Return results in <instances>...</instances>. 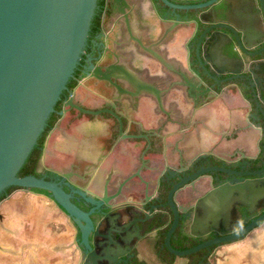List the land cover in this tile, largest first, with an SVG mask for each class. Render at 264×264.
Segmentation results:
<instances>
[{
  "label": "water",
  "instance_id": "water-1",
  "mask_svg": "<svg viewBox=\"0 0 264 264\" xmlns=\"http://www.w3.org/2000/svg\"><path fill=\"white\" fill-rule=\"evenodd\" d=\"M164 1L170 7L173 6L167 0ZM216 1L177 6L184 10L204 9L199 19L204 23H210L211 26L205 29L197 40L196 60L188 61L187 71L174 72L177 81L167 83L166 93L181 89L184 95L195 93L200 100L206 93H210L208 97L213 98V101L203 105L198 112L195 121L202 123L200 126L198 125L192 131L187 128L180 133L166 137L168 148L166 153L171 166L177 163L178 148L184 149L186 158L205 151L225 157L236 154L238 149H244L249 155H254L257 150L260 132L258 128L251 127L248 119L243 117L240 110H237L238 107L244 106L239 96H233L230 92H223L217 96L215 92H211L212 89L209 87L203 90L195 83V80L200 79V70L216 79L211 73L212 70L218 72L215 49L223 50L227 47L236 51L238 47L247 53L253 47L254 34L256 32L261 34L264 30H262L264 0H242L245 13L243 16L224 10L219 14L223 16V21L217 22L219 15L214 10ZM96 6L97 0H0V195L11 186L26 189L37 188L50 192L56 204L82 227V245L89 252L84 264H98V260L104 259L113 264L119 257H122L124 250L114 241L112 233L117 234L123 241H130L133 237L138 238L142 231L140 223L147 225L157 212L158 206L155 205L154 199H145L146 204L148 202L151 204L149 206L150 215L144 213L145 216H141L143 212L138 209L139 202L136 204L137 211L126 214L132 219L134 225L135 234L133 236L129 228L109 230L104 235L109 246L102 251L104 252L102 256L98 255L96 249H93L90 244L89 236L93 230V223L89 214L80 210L71 201L70 194L55 182L34 175H19L45 131L50 116L55 112V106L61 94L67 89L80 63ZM203 15H210L211 20H203ZM166 21L169 25L165 32L170 34L174 32L175 27L169 23L172 22L171 20ZM188 24V18H185L177 27L185 28ZM149 51L162 67L172 71V64L161 54L153 50L151 46ZM195 63L198 66L193 69L192 65ZM93 66L91 65L92 68ZM230 73L235 74L233 71ZM93 76L116 88V102L123 95H130L135 99L142 95H150L164 111L163 89L152 82L132 77L121 66L112 65L106 69V72L96 67ZM118 79L127 81L129 88H123ZM76 108L84 113H97L79 106ZM110 112L116 115L112 110ZM69 119L70 116H67L64 123L67 124ZM237 126L243 127V131L233 135L232 132ZM81 132L82 144L78 142ZM103 133L102 122H90L83 119L82 127H75L70 132L62 131L57 138L52 136L48 156L53 153V148L65 151L69 147L76 155H82V159L88 163L95 161L100 155L98 139ZM68 134L72 135L71 139L66 136ZM171 166L165 177L166 180L170 181L171 178L179 175L180 181L173 185L165 204L173 214V223L166 235L165 245L175 256L186 257L203 249L210 250L213 245L228 242L232 243L220 247L235 245L239 242L236 240L250 234L252 230L255 231L256 226L264 223V215H262L236 233L204 241L189 249L173 248L171 238L179 225L192 229L191 235L195 237L205 234L194 231L200 216L198 215L199 209L203 212V216L199 217L203 220L200 222L201 225L213 230L225 229L235 202L250 204L254 197L260 194L264 196V188H256L250 181L238 182L235 185L225 183L214 187L199 204L198 201L193 200L192 191L200 176L220 171L231 174L232 171L220 167H208L186 175L185 167V169H176ZM110 174L106 179L102 195V200L109 208L112 207L108 203L111 199L108 196L107 186ZM102 175V171L95 174L93 180L95 189L101 188ZM215 178L216 181L219 179L217 175ZM141 184L145 186L146 192L151 188V182L145 181ZM89 193L93 192L89 191ZM56 204L41 195L26 190H16L0 203V216L7 218L5 224H0V264H48V262L49 264H62L61 260L69 256L73 257L72 245L75 229L68 221V217L60 213ZM170 211L162 213L169 217ZM5 228L10 229L13 234L6 235L2 231ZM95 235H98V232ZM67 238L71 242L70 254L60 250L62 249L61 244L68 242ZM38 243H43L44 246L39 247ZM112 243L118 245V251L110 248ZM140 256L148 260L150 264H159L154 260L153 252L145 247H141ZM177 264H187V259H180Z\"/></svg>",
  "mask_w": 264,
  "mask_h": 264
},
{
  "label": "flooded vegetation",
  "instance_id": "flooded-vegetation-1",
  "mask_svg": "<svg viewBox=\"0 0 264 264\" xmlns=\"http://www.w3.org/2000/svg\"><path fill=\"white\" fill-rule=\"evenodd\" d=\"M167 1L173 6L170 7L164 0H97L95 14L80 63L70 79L67 89L63 91L55 106L56 123L52 128L49 130L46 128L42 133V135L47 133L44 145L43 147L39 146L35 153L37 161L33 169L36 173L34 176L59 184L66 193L71 195V201L80 210L89 214L93 223L89 240L98 255L103 256L104 252L102 251L109 246L104 236L109 230L129 228V232L133 236L135 234L134 225L132 219L126 214L137 211L136 204L139 202L138 209L143 212L141 216L144 217V213L150 215L149 206L151 204L149 202L146 204L145 199H154L155 205L158 206L157 212L147 225L140 223L142 231L138 238L133 237L130 241H123L117 234L112 233L114 241L120 244L124 250L122 257H119L117 262L113 264H136L135 258L145 264H150L148 260L140 256L141 247L153 252L154 260L159 264H167L164 259L160 258L157 250L166 248L165 239L173 223V214L165 204L170 190L180 179L179 175L171 178L170 181L165 178L169 166H171L166 153L168 148L165 127L174 120L171 118L167 122L164 119L159 121L155 128H148L146 123L138 117V112L142 108V102L146 95H142L138 99L130 95H123L116 102V88L108 82L94 77V69L100 67L103 72H106L108 67L117 65L125 69L132 77L146 81L143 74L144 65H141L135 59L136 55L143 52L151 54L149 51L151 46L153 50L163 56L161 49L170 34L164 32L152 43L149 40L153 33V25L165 24L167 19L172 21L169 23L176 30L179 28L177 26L180 25V21L188 18L189 24L186 27L193 30L188 47L195 51L196 56L197 40L211 24L204 23L199 19V15L204 9L184 10L177 8V6L196 5L210 0ZM243 4L242 0H217L214 10L218 15L224 10H229L243 16L245 14L241 12ZM222 17V15H219L216 22L223 21ZM202 19L210 21L211 17L210 15H203ZM252 53L255 54L252 55ZM214 55L218 63V72L212 70L211 73L216 79L200 70V79H196L195 83L203 90L208 87L211 88V92H215L217 96L223 92H230L233 96L238 95L244 106L238 107L237 110H240L243 117L248 119L251 127L259 129L260 137L254 155L247 154L244 149H238L236 154L225 157L205 151L186 158L184 149L178 148L177 163L171 167L176 169L185 167L186 175L194 174L198 170L208 167H220L232 171L231 174L220 171L201 175L195 182L192 191L193 200L198 201L199 204L204 197L210 194L214 187L225 183L235 185L238 182L250 181L256 188H264V30L261 34L258 32L254 34L253 47L247 53L238 47L236 51L226 47L223 50L220 48L215 49ZM222 60L229 61L232 66L224 67L221 64ZM190 61L194 60L190 59ZM91 65H94L93 68ZM197 66L195 63L192 68H197ZM230 71L235 72V74L230 73ZM118 82L123 88H129L127 81L118 79ZM209 94L206 93L201 100L198 99L195 102V109L213 101V98L208 97ZM156 105L165 117L170 118L164 112L165 109L163 111L157 102ZM76 106L97 113H84ZM111 110L116 115L111 113ZM67 116H70V119L65 124L64 121ZM83 119L103 123L104 133L98 139L100 155L97 160L88 163L82 159V155H76L69 147L65 151L53 148V153L48 156L52 136L54 135L57 138L62 131L70 132L75 127H82ZM179 123L180 121H178ZM201 124L198 121L182 123L183 127H188L190 131ZM242 131L243 127L237 126L232 134L236 135ZM66 136L72 138V135L69 136L68 134ZM78 138V142L82 144V132L79 133ZM81 147L82 145L80 149ZM99 171L103 172V182L101 188L95 189L93 180L95 174ZM109 174L110 178L107 186L108 196L111 197L108 203L112 206L111 208L107 207L102 200L103 190ZM216 175L219 177L217 181ZM145 181L151 182V188L148 192H146L145 186L141 184ZM11 187L15 188L2 197L7 189ZM11 187H8L0 195V203L16 190H26L41 195L56 204L51 193H39L33 191L32 188L26 189L20 186ZM89 191L93 193H89ZM166 192L167 198L165 199ZM57 207L60 209V213L68 217V221L72 223L75 229L72 245L73 257L69 256L67 259L61 260L62 264H84L85 257L89 252L82 245V227L74 218L69 217L62 207L58 205ZM163 211H170L171 215L168 217L162 213ZM198 212V215L202 217V210L199 209ZM262 215H264L263 195L260 194L254 197L250 204L236 201L231 211L228 226L225 229L213 230L204 225L196 226L194 231L197 233L204 232L205 234L195 237L191 235L192 229L179 225L173 233L171 244L175 248L174 246L182 242L180 234L182 237L197 241L198 245L213 238L236 233ZM6 221V217L0 216L1 225L5 224ZM261 227H264V223L256 226L255 229ZM166 228H168L167 231H165ZM2 231L6 235L13 234L8 228ZM96 232H98V235H95ZM245 237L236 241H240ZM116 243L110 245V248L114 251L119 250ZM229 243L232 242L217 245V248ZM37 245L39 247L44 246L43 243ZM61 246V251L70 254L71 242L69 239L67 243H62ZM215 246L213 245L210 250L207 249L208 253L203 256L200 264H212L211 260L215 255L213 251ZM60 250L58 249V251ZM180 259H187V264L189 262L186 257L176 256L173 264L179 263ZM98 264L110 263L104 259L98 260Z\"/></svg>",
  "mask_w": 264,
  "mask_h": 264
},
{
  "label": "crops",
  "instance_id": "crops-1",
  "mask_svg": "<svg viewBox=\"0 0 264 264\" xmlns=\"http://www.w3.org/2000/svg\"><path fill=\"white\" fill-rule=\"evenodd\" d=\"M241 12L243 13L244 11L241 10ZM168 25V22L158 26L153 25V33L149 42L152 43L156 38L162 36ZM192 33L193 30L185 27L177 28L168 35L161 51L165 59L172 64V71L162 67L151 54L143 52L136 55L135 58L141 65H144L143 74L146 81L152 82L163 89V107L167 116H170V118L165 117L164 113L158 109L154 97L146 95L142 102V108L138 112V117L142 119L150 129L155 128L159 121L166 119L168 122L172 118L174 121L168 123L165 127L166 137H170L187 129L188 127H183L182 123L195 122L197 114L202 108L199 107L195 109V102L199 99L198 95L195 93L186 96L181 89H175L168 94L166 93L168 91L166 88L167 83L169 81H177L174 72L187 71L188 61L190 59L196 60L195 51L188 47ZM221 64L227 68L232 66L227 60H222ZM196 65L198 64L196 63ZM178 121H180L179 124ZM199 219L202 220V218L198 217L196 223L197 227L201 226V220ZM230 264H233V261Z\"/></svg>",
  "mask_w": 264,
  "mask_h": 264
},
{
  "label": "rangeland",
  "instance_id": "rangeland-1",
  "mask_svg": "<svg viewBox=\"0 0 264 264\" xmlns=\"http://www.w3.org/2000/svg\"><path fill=\"white\" fill-rule=\"evenodd\" d=\"M264 264V227L247 235L235 245L216 249L212 264Z\"/></svg>",
  "mask_w": 264,
  "mask_h": 264
},
{
  "label": "trees",
  "instance_id": "trees-1",
  "mask_svg": "<svg viewBox=\"0 0 264 264\" xmlns=\"http://www.w3.org/2000/svg\"><path fill=\"white\" fill-rule=\"evenodd\" d=\"M55 113H53L49 120H48V124L46 126L47 130H49L50 128H52L55 123H56V117L54 116ZM47 132V131H46ZM46 134H43L40 136L38 143L36 144V146L34 147L33 151L31 152L30 156L28 157L27 161L25 162L24 166L22 167V169L19 172L20 176H26L29 174H33L36 175V173L34 172V166L36 163V157H35V153L37 151V149L40 147H43L45 139H46ZM39 157V155H38ZM15 187H11L9 189H7V191L4 193V195H2V197L6 196L7 194H9ZM33 191L35 192H39V193H44V194H50V192L42 190V189H37V188H32ZM1 197V198H2ZM164 198H167V192L165 193ZM168 228L165 229V231H167ZM180 237L182 239V242L176 246H174L176 249L178 250H184V249H188L191 248L195 245H197V241H194L192 238H185L182 237V235L180 234ZM163 240H164V236H163ZM217 249V245L214 247L213 251L215 252ZM158 255L160 256V258L164 259L165 262L167 264H173L175 262L176 256L173 255L172 253H170L166 248H159L157 250ZM208 253L207 249H203L200 250L198 252H195L193 254H190L188 256H186V258L189 259L188 264H200V262L203 259V256L206 255ZM135 263L136 264H145L142 261H139L137 258H135Z\"/></svg>",
  "mask_w": 264,
  "mask_h": 264
}]
</instances>
